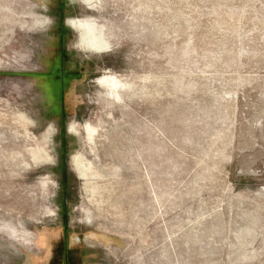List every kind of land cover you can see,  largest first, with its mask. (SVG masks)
I'll return each instance as SVG.
<instances>
[{
  "label": "rangeland",
  "instance_id": "374dc122",
  "mask_svg": "<svg viewBox=\"0 0 264 264\" xmlns=\"http://www.w3.org/2000/svg\"><path fill=\"white\" fill-rule=\"evenodd\" d=\"M0 264H264V0H0Z\"/></svg>",
  "mask_w": 264,
  "mask_h": 264
},
{
  "label": "bare ground",
  "instance_id": "6f19581e",
  "mask_svg": "<svg viewBox=\"0 0 264 264\" xmlns=\"http://www.w3.org/2000/svg\"><path fill=\"white\" fill-rule=\"evenodd\" d=\"M78 30L82 32V29H89L90 32L92 33L93 27L90 26L88 23H77Z\"/></svg>",
  "mask_w": 264,
  "mask_h": 264
},
{
  "label": "trees",
  "instance_id": "16d2710c",
  "mask_svg": "<svg viewBox=\"0 0 264 264\" xmlns=\"http://www.w3.org/2000/svg\"><path fill=\"white\" fill-rule=\"evenodd\" d=\"M54 96H58V95H54ZM59 99H60V101H62V97H60Z\"/></svg>",
  "mask_w": 264,
  "mask_h": 264
}]
</instances>
